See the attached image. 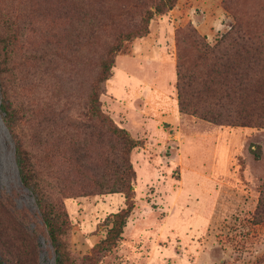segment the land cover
I'll list each match as a JSON object with an SVG mask.
<instances>
[{"label":"rangeland","instance_id":"374dc122","mask_svg":"<svg viewBox=\"0 0 264 264\" xmlns=\"http://www.w3.org/2000/svg\"><path fill=\"white\" fill-rule=\"evenodd\" d=\"M157 1L0 0L3 81L38 179L68 212L65 264H264V129L181 112L177 88L181 30L191 24L211 44L236 21L264 31V0H178L124 42L100 98L141 143L131 154L135 205L117 244L94 250L126 198L84 193L102 173L100 154L115 148L88 95L102 56ZM182 46L191 51L189 39ZM0 264H56L1 111Z\"/></svg>","mask_w":264,"mask_h":264},{"label":"trees","instance_id":"16d2710c","mask_svg":"<svg viewBox=\"0 0 264 264\" xmlns=\"http://www.w3.org/2000/svg\"><path fill=\"white\" fill-rule=\"evenodd\" d=\"M177 1L158 0L145 11L137 26L116 37L100 60L88 95L89 115L114 142L115 148L100 154L102 173L99 178H92L91 190H84V193L121 192L126 198V206L112 215L111 227L106 237L96 245L95 252L108 251L117 244L134 209L135 169L131 154L141 144L103 111L100 97L124 42L145 36L149 32L151 19L173 9ZM181 32L177 66L180 111L217 125L264 129V31L255 24L236 21L215 44L209 43L191 24ZM186 39L190 40V52L182 46ZM3 73L0 67V111L14 142L20 180L35 200L56 264H65L62 236L70 228L69 215L63 200L51 197L38 179L31 153L16 130L21 114L10 99ZM254 156L260 158L261 154L254 152ZM97 188V191L93 190ZM256 214L264 215V198L260 199Z\"/></svg>","mask_w":264,"mask_h":264}]
</instances>
